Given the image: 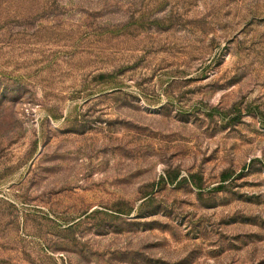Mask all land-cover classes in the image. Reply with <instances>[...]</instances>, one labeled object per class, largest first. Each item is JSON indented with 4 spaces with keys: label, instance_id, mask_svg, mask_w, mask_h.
I'll return each instance as SVG.
<instances>
[{
    "label": "rangeland",
    "instance_id": "rangeland-1",
    "mask_svg": "<svg viewBox=\"0 0 264 264\" xmlns=\"http://www.w3.org/2000/svg\"><path fill=\"white\" fill-rule=\"evenodd\" d=\"M0 264H264V0H0Z\"/></svg>",
    "mask_w": 264,
    "mask_h": 264
}]
</instances>
